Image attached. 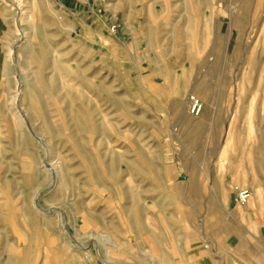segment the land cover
<instances>
[{
    "label": "rangeland",
    "instance_id": "rangeland-1",
    "mask_svg": "<svg viewBox=\"0 0 264 264\" xmlns=\"http://www.w3.org/2000/svg\"><path fill=\"white\" fill-rule=\"evenodd\" d=\"M10 1L34 54L17 49L5 73L0 23V264H72L56 212L71 243L95 230L83 217H103L99 232L119 242L111 264H263L264 0ZM31 129L70 174L66 189Z\"/></svg>",
    "mask_w": 264,
    "mask_h": 264
},
{
    "label": "bare ground",
    "instance_id": "bare-ground-1",
    "mask_svg": "<svg viewBox=\"0 0 264 264\" xmlns=\"http://www.w3.org/2000/svg\"><path fill=\"white\" fill-rule=\"evenodd\" d=\"M1 1H3L6 4H9V8H5V9L1 10V12H0V23L4 26V33H3L4 36H3V38H4V47L5 48H3V49H4V51H6V57L4 58V64H3L4 67H3V69H4L5 73H6V72H9L11 69H13V67L10 65L9 62L16 60L17 49H18L20 57H22L23 53H27L29 55L32 54V56H33L34 53H33V45L31 44V35H30L29 32H25V30L22 27L25 23L28 22L27 17L22 15L24 12L23 13H18V12H20L21 9L17 5H13L10 0H0V2ZM17 10H19V11H17ZM21 11H23V10H21ZM37 36H38L39 39H42L44 37L42 32H41V30H39ZM34 58H36L37 60H40V57L38 55H36ZM16 68H17V65H16ZM18 72H19V70H18ZM15 77H16V75H15ZM43 82H44V84L48 85V82L46 83V80H43ZM54 82H52L53 85L52 84L51 85L55 87ZM56 86H57V84H56ZM32 92H33V97L30 100V102L28 103V107L31 110L32 115H35L36 117L37 116L39 117V115H41V113L43 111V105L41 104L40 99L38 98V88H37L36 85H31V90H30L29 93L27 92V97H28L29 94L32 95ZM21 93H22V91L18 88V86H16V90L12 92L13 95L11 97V99L13 101L12 103L17 104V107L13 108L14 115L17 117V120H18L17 126H18V124H19V126L20 125L24 126V122L25 123L29 122V118H28L27 114L25 113V111L23 109V106L20 105V103L18 104V102H19L18 101V97H19V95ZM30 120H31V118H30ZM43 127L46 130H53L54 125L52 124V121L50 119H45L44 118ZM36 129H38V128L36 127ZM32 131H33L32 134H33L34 138H36L37 142L45 150L44 158L41 161V166H43L44 168L50 170V172L53 174V177L55 179L54 181L57 182V183H60L59 187L61 189H63V190L66 189L67 185H69V180L70 179L72 180L69 172H68L69 175H66V174L63 173L64 171H62V169L60 168L58 160L54 162V159L51 158L50 150H49L47 144H45V141L41 137L38 136V134H37L35 129H33ZM39 149H41V148H39ZM111 163H112L111 165H113L115 163V160H112ZM92 172H94V171H92ZM68 176H69L70 179L68 178ZM76 192H78V191H76ZM258 194L259 193L256 191L255 197L253 198V201H252V204H255V202H258ZM67 199L68 198L66 196H63L62 197V202H64L65 206H70L71 204L69 203V199L68 200ZM245 207H247V205ZM56 214L59 215L60 219L63 218L62 223H61V220H62L61 219L60 220L61 224L59 225V226H61L60 238H61V240L64 243L62 249H66V246H68L69 249H75L77 251V252L75 251L77 254L74 255L73 258L71 259L72 260L71 261L72 264H84V263L89 264V263H93V262H95V259H96L97 256L101 259V263H102L103 259H104L105 264H111L112 263L109 259H106V258H109L108 253L111 252L110 248H118L119 247V242H117V240L113 237L112 233L99 232L100 229H102V228L105 229L106 228V224H103V222H104L102 220L103 217H98L96 215H95V217H98V219H93V215L92 216H88V218L87 217H83L84 222L91 224V226L95 230H93V233L85 234L82 237H76L75 236V239L73 238L74 241L71 243V242H69V240H68V238H67V236L65 234L66 231H67L66 227H67V224H68V221H69L68 220L69 216L66 215V214L64 215L63 213L62 214L58 213V212H56ZM85 241L86 242L90 241V242H92L95 245L94 246V252L91 251L89 249V247L86 246L88 244V242L86 244ZM83 251L86 252V253L85 254H81ZM78 252H81V253L79 254ZM128 253L129 252H127V254ZM77 257H78V259H76ZM79 259H82L83 262H81ZM46 261H45V263H46ZM65 261L66 260L61 259L58 263L59 264H62V263L64 264V263H66ZM121 262L123 263V261H121Z\"/></svg>",
    "mask_w": 264,
    "mask_h": 264
},
{
    "label": "built area",
    "instance_id": "built-area-1",
    "mask_svg": "<svg viewBox=\"0 0 264 264\" xmlns=\"http://www.w3.org/2000/svg\"><path fill=\"white\" fill-rule=\"evenodd\" d=\"M116 26H112V32L115 31ZM188 113L193 116L197 117L202 114L204 106L203 102L195 95H191L188 99ZM238 201L241 205H245L248 203L252 197V191L249 188H241L237 193ZM264 264V263H263Z\"/></svg>",
    "mask_w": 264,
    "mask_h": 264
}]
</instances>
